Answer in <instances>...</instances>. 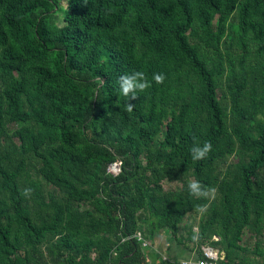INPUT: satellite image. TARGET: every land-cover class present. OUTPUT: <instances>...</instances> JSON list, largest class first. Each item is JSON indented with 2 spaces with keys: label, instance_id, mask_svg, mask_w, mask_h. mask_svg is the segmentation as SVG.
I'll return each mask as SVG.
<instances>
[{
  "label": "trees",
  "instance_id": "1",
  "mask_svg": "<svg viewBox=\"0 0 264 264\" xmlns=\"http://www.w3.org/2000/svg\"><path fill=\"white\" fill-rule=\"evenodd\" d=\"M132 71L166 79L128 112ZM189 213L197 258L264 264V0H0V264H180L128 237Z\"/></svg>",
  "mask_w": 264,
  "mask_h": 264
},
{
  "label": "clouds",
  "instance_id": "2",
  "mask_svg": "<svg viewBox=\"0 0 264 264\" xmlns=\"http://www.w3.org/2000/svg\"><path fill=\"white\" fill-rule=\"evenodd\" d=\"M166 79L164 73H154L152 80L150 81L143 71H132L130 73H124L119 77V89L121 94L127 98L126 110L132 112L135 108V104L132 101L137 100V93H142L147 91L152 87V82L155 84H163ZM212 150V145L210 142H204L202 145L200 143H194L190 148V154L194 161H199L206 159L208 154ZM188 192L191 196L195 198H204L209 192L215 193L217 190L215 188H209L208 186L202 184L199 180L192 179L187 184ZM31 188H25L23 194L25 197H29L32 193ZM202 210L207 208V205L200 206ZM188 264V262H186Z\"/></svg>",
  "mask_w": 264,
  "mask_h": 264
},
{
  "label": "rangeland",
  "instance_id": "3",
  "mask_svg": "<svg viewBox=\"0 0 264 264\" xmlns=\"http://www.w3.org/2000/svg\"><path fill=\"white\" fill-rule=\"evenodd\" d=\"M216 18L218 19L219 17ZM163 186L165 189L175 190L178 188V183L164 181ZM197 218L198 215L195 213L187 214L179 225L176 238L172 237L169 233L160 232L153 240L150 241L152 242V246L156 245L159 251H153L152 248H147V251L151 256L158 257L159 259L164 256L170 260H180L181 258L196 259L197 246L188 241L187 230L188 225L193 221H196ZM249 235V232L245 231L242 238V244L253 243V239H251Z\"/></svg>",
  "mask_w": 264,
  "mask_h": 264
},
{
  "label": "built area",
  "instance_id": "4",
  "mask_svg": "<svg viewBox=\"0 0 264 264\" xmlns=\"http://www.w3.org/2000/svg\"><path fill=\"white\" fill-rule=\"evenodd\" d=\"M119 170H120L119 162L113 163L108 167V172L113 174H117ZM132 237L135 238L137 241L141 242L142 247L146 249L152 248V242L145 239L140 232H136L128 238H132ZM214 239L216 240V237H214ZM201 252L203 255L202 258L181 260L180 264H186V262H188V264H218V261L223 259L222 254L210 246H202ZM162 259H166V257L164 256L162 257Z\"/></svg>",
  "mask_w": 264,
  "mask_h": 264
},
{
  "label": "crops",
  "instance_id": "5",
  "mask_svg": "<svg viewBox=\"0 0 264 264\" xmlns=\"http://www.w3.org/2000/svg\"><path fill=\"white\" fill-rule=\"evenodd\" d=\"M152 249H153V251H157V252L159 251L156 245H153ZM186 259H189V258H181L180 261L181 260H186Z\"/></svg>",
  "mask_w": 264,
  "mask_h": 264
}]
</instances>
